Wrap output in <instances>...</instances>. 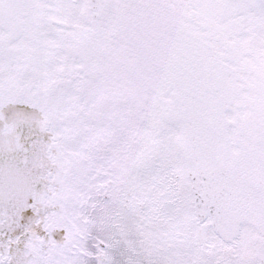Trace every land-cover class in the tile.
<instances>
[{
    "label": "snow or ice",
    "instance_id": "snow-or-ice-1",
    "mask_svg": "<svg viewBox=\"0 0 264 264\" xmlns=\"http://www.w3.org/2000/svg\"><path fill=\"white\" fill-rule=\"evenodd\" d=\"M0 264H264V0H0Z\"/></svg>",
    "mask_w": 264,
    "mask_h": 264
}]
</instances>
